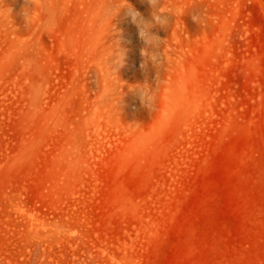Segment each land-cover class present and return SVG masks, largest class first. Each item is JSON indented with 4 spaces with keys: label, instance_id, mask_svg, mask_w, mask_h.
I'll use <instances>...</instances> for the list:
<instances>
[{
    "label": "rangeland",
    "instance_id": "1",
    "mask_svg": "<svg viewBox=\"0 0 264 264\" xmlns=\"http://www.w3.org/2000/svg\"><path fill=\"white\" fill-rule=\"evenodd\" d=\"M0 264H264V0H0Z\"/></svg>",
    "mask_w": 264,
    "mask_h": 264
}]
</instances>
